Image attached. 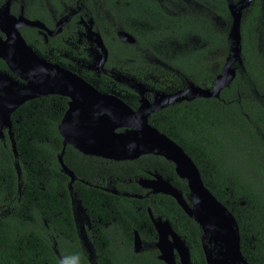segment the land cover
I'll list each match as a JSON object with an SVG mask.
<instances>
[{
  "label": "trees",
  "instance_id": "obj_1",
  "mask_svg": "<svg viewBox=\"0 0 264 264\" xmlns=\"http://www.w3.org/2000/svg\"><path fill=\"white\" fill-rule=\"evenodd\" d=\"M78 1L83 3L87 17L93 18L95 29L107 46L106 67L154 89L173 91L175 86L184 85L182 77L199 86L210 87L228 55L227 33L231 17L227 5L230 0H206V14L194 8L180 15H168L154 2L145 0ZM175 12L178 13V9L175 8ZM141 21L151 28H139L137 25ZM68 24L64 28L67 35L77 30L75 23ZM78 28L83 32L82 26ZM119 30L132 34L135 43L120 41ZM188 34L201 40L187 53L167 58L159 49L163 40L182 43ZM241 36L244 68L236 72L219 99H194L176 111L173 107L165 108L153 113L149 123L186 151L205 186L233 214L240 250L246 261L264 264V0H254L243 10ZM27 41L34 46L37 44L41 50V40L27 38ZM88 43L87 50L86 45H82L81 57L92 66L97 50L90 41ZM155 59L176 67L180 74L161 66ZM0 66H4L1 60ZM80 75L98 90L119 96L130 107L138 101L132 89L108 75L98 76L85 70ZM67 103L68 98L60 95L25 102L11 116L17 154L14 155L8 139L0 140V202L9 195L18 198L14 231L8 230L9 217L0 219V264H61L46 238L44 219L50 227L76 239L67 188L69 178L58 162L62 149L58 125ZM149 156L152 162L164 165L161 172L172 178L179 189L188 192L186 182L177 177L169 161L161 156ZM63 161L77 177L74 193L91 217L98 215L107 220L111 210L121 208L134 218L137 227L140 220L148 219L144 211L148 201L106 193L85 184L93 185L95 179L109 176L115 183H127L126 192H141L133 180L135 175H142L137 166L146 161L145 158L127 163L108 162L83 155L67 145ZM152 207L155 213L170 220L175 232L188 246L192 264H206L197 223L170 196L156 197ZM132 226L127 221L124 230L129 234ZM74 249H77L75 245L66 249L57 247L64 264H84L78 250L74 255L69 253ZM127 257L129 264H144L146 260L131 252Z\"/></svg>",
  "mask_w": 264,
  "mask_h": 264
},
{
  "label": "water",
  "instance_id": "obj_2",
  "mask_svg": "<svg viewBox=\"0 0 264 264\" xmlns=\"http://www.w3.org/2000/svg\"><path fill=\"white\" fill-rule=\"evenodd\" d=\"M251 1L235 0L228 3L231 17L227 33L228 55L211 87L203 88L189 81L183 89L171 93L157 92L150 102L144 97L147 88L142 83L124 76H113L116 80L133 82L130 86L140 96L137 109L131 108L115 94L98 90L76 72L41 58L25 42L19 31L20 26L28 25L41 27L53 35L61 31L62 25L70 19L71 14L61 18L56 27L50 30L39 20L24 19L23 15L14 18L9 14L6 3L0 9V30L6 34L5 39L0 36V58L23 83L19 84L12 81L11 77L0 74V81L14 86L5 88L0 93V135L3 128H8L12 136L11 115L25 102L50 94L67 97L68 107L58 125L62 138L58 162L61 170L69 176L70 184L75 176L63 161L66 145L72 146L83 155L115 161L135 160L144 154L162 156L174 164L178 177L186 181L189 203L182 196L181 190L160 176L157 180L140 178L139 185L149 188L153 193L171 195L185 214L197 223L201 231L206 264H246L240 251L238 226L233 214L205 186L193 159L177 142L151 125L148 117L152 112L184 99L217 98L221 91L230 85L236 76L237 65H243L241 19L243 10ZM88 22L87 30L97 50L96 67L102 69L108 50L99 31L92 29L93 19L89 18ZM117 37L128 44L136 41L132 34L124 30L117 31ZM120 128L124 130L118 131ZM12 150L16 155L14 141ZM154 222L159 234V257L166 264H174L172 249L175 248L181 263L190 264L189 249L182 238L172 230L169 222ZM168 234L172 236L173 242L167 240ZM204 240L212 242L213 247H209ZM135 242L137 244V239ZM215 247L218 248L216 254L213 253ZM59 260L64 264L62 258Z\"/></svg>",
  "mask_w": 264,
  "mask_h": 264
},
{
  "label": "flooded vegetation",
  "instance_id": "obj_3",
  "mask_svg": "<svg viewBox=\"0 0 264 264\" xmlns=\"http://www.w3.org/2000/svg\"><path fill=\"white\" fill-rule=\"evenodd\" d=\"M145 1L154 2L155 5H157L159 8L164 10L165 13L168 15H180L181 12L182 13L183 12H190L194 8L198 9L203 14H206L207 9H208V2L206 0H182V1L145 0ZM234 1L235 0H230L229 2H234ZM253 1L254 0H252L250 2V4ZM6 3H8L9 14L12 15L14 18L17 19L19 17V15H23L24 19L39 20L44 24V26L47 29H50V30H53L56 27L57 23L59 22V20L61 18H63L67 14H71L70 19L62 25L61 31L56 33V34H53V35H50L46 29H43L41 27H36V26H28V25L20 26L19 31H20L21 35L23 36L25 42L41 58H43L49 62L58 64L62 67H65V68H67L73 72H76L78 75H80V72L83 70L91 72V73L96 74L98 76L101 73L108 75L110 78H113V80H115V82L124 85L126 88L132 89L135 92V94L137 95L138 101H137V103L133 102L132 103L133 105L131 108L137 109L139 107L140 96L138 95L137 91L130 86L131 85L130 83H133V82L125 81L123 79H121V80L114 79L113 76L123 77L124 75H122L120 73H116L112 68L106 67L108 56H107V60H106L105 64L103 65L102 69L99 67H96L97 66L96 59H95V65L91 66L89 64V62L86 63L83 60V58L81 57V53H82V49H83L82 45H86L85 49L87 50V46L89 45L88 41H90L91 44L93 45V47H95V45L91 39V36L89 35L88 30H87L88 25H89L88 20H89V18H92V17H90V16L87 17V12L83 11L84 5L81 1L77 0V1H74L71 3H67L64 0H55V2L52 0H0V9L3 8V6ZM124 3H125V5H128V2H124ZM57 7L61 8V10L60 11L57 10ZM172 8L174 9V11H172ZM175 8L178 9V13L175 12ZM70 22H73L76 24L77 30H72L67 35L66 33H64V28H67L66 26L69 25L68 23H70ZM83 25L85 26V31H84ZM81 26L83 28V32H81L78 28ZM92 29L96 30L94 20H93V24H92ZM0 36L3 39H5L6 34L0 30ZM193 37H195V36L192 34H188L186 36V38H193ZM27 38L29 40L35 39L39 42L41 40V42H42L41 50H39V47H37V44H36V46L30 44L27 41ZM67 46H72V48L66 49ZM188 51H190V50H188ZM188 51H186V53ZM159 53H161V51H159ZM175 57H176V55L174 56V58ZM0 60L4 64V66H0V74L7 75V76L11 77L12 81H15L19 84H22L23 81L19 77H17L16 75H14L13 72H11L8 69L6 63L1 58H0ZM155 61L158 62L161 66H164L165 68L173 71L174 73L180 74L179 70L176 67L167 66L165 63L159 61L158 59H155ZM243 68H244L243 65L242 66L237 65L236 72L238 70L243 69ZM124 77L127 78L126 76H124ZM127 79H131V78H127ZM132 80L139 82V83H142L147 88V90L144 92V97H146L148 99V101H150V102L153 101L154 96L157 92L171 93V92L177 91L179 89L185 88L187 86L188 82L190 81L187 77H182V80L185 81L184 85L175 86L176 89L173 91H163V90H158V89H154L152 87H149L148 85H145L141 81H138L135 79H132ZM190 82H192V81H190ZM200 87H202V86H200ZM5 88H14V86L13 85L10 86L5 81H0V93ZM203 88H209V87H203ZM50 95H58V94H50ZM219 98H220V96L217 97L216 99H219ZM195 99H199V98H195ZM192 100H194V99H184L182 101L175 102L174 104L166 105V106L162 107L161 109H159L155 112H152L149 115V117L153 113L159 112V111H161L165 108H168V107H173V110L176 111L177 109L181 108L180 106L186 107V105ZM67 107H68V103H67ZM149 117H148V121H149ZM11 122H12V127H13L12 118H11ZM11 130H12V128H11ZM122 130H124V128L118 129V131H122ZM11 134H12V136H10V134L8 132V128H3L1 131V135H0V140L5 141L6 139H8L10 144H11V147H12V142L14 141L13 131ZM14 144H15V141H14ZM15 148H16V146H15ZM149 155L150 154H144V155L139 157V158H142V157L145 158L146 161L138 164L139 166H137V169L140 173H142V175H135L134 180H133V182L138 186L139 191H141V192L130 194V193L125 191L126 187H129V185H127V183H125V182L115 183L113 181V179L109 176L99 177V178L95 179V183H93V185L89 182H85V184H87L89 186H93L94 188H98L99 190H102L103 192H106V193H110V194H114V195H121V196L130 197V198H134V199H138V200L148 201L146 203V206L144 209V211L146 212V214L148 216V219L147 220H140L139 222H141V223H140L139 227L136 226L134 218L128 216L123 209L121 210V208L116 210V211L111 210V212L108 215L107 220H103L98 215H96V217H94V218L91 217L88 214V212L86 211V209L83 207V205L81 204V201L77 197V194L74 193L75 190H74L73 184L77 180V177L74 174L75 178L72 181V183L70 184L69 183L70 178L66 174L69 178L67 188H68V193H69L70 204L72 207V218H73V223H74V233H75L76 239L75 240L71 239L68 235L65 234V232H63L61 230H57L56 228H54V226L50 227L48 225L46 219H44L46 238L49 240V243L51 244V248L54 251V253L57 255V257L61 258L59 252L57 251V247H60V248L62 247L63 249H66L72 245H75L77 247V249L70 250L69 253L74 255L77 253V250H78V254H82L81 258H83L85 261L84 264H102L101 261H103V260L107 261V263L108 262L110 263V261H112L114 264H129L128 257H127L129 252H131L134 255H137L138 257H142L143 259H146L144 264H149L151 261H153L155 264H166L159 257V255L161 254V251H160L159 247L157 246V243L159 241V234H158V231L155 227L154 221L161 220L163 222L166 220L169 222V225L174 232H175V230H174L170 220L166 217H163L159 213H155L153 211L155 209H153L152 206L155 203L156 197H158V196H161V197L164 195L170 196L173 200H175V198H173L169 194L162 193V192L153 193V192H151V190L149 188H145V187H142L141 185H139L138 180L140 178H147L149 180H153V179L157 180V177L160 176V177L168 180L169 183L171 185H173L174 187H176L177 189H179V188L173 183L172 178L165 176L161 172L162 169L164 168V165L160 164L159 161L152 162L151 161L152 157ZM87 156L97 157L99 159L101 158V159L107 160L108 162L115 161V160H110V159H106V158L98 157V156H92V155H87ZM157 156H159V155H157ZM139 158H137V159H139ZM126 161H128V160L117 161V162L127 163ZM129 161H133V160H129ZM170 163L173 165V168H174V164L172 162H170ZM174 172H175V169H174ZM175 174H176V172H175ZM177 177H178V175H177ZM17 179L19 180V178H17ZM130 179L131 178H128L129 182H131ZM181 180H184V179H181ZM81 182H84V181L81 179ZM179 190L182 191V196L187 201V203H189V201L187 200L188 192L185 193L184 190H182V189H179ZM16 191H18V189ZM17 202H18V198L15 195H9V197L7 199H3L0 202V219H2V218L6 219L9 217V221H10L11 225L8 228V230L11 233H12V231H14V229L16 227V226L13 227V223L15 221V214H16L15 208L17 206ZM175 202L177 204L176 200H175ZM138 209H139V207H138ZM127 221H128V223L133 225L131 227V231L129 234L126 232V230H124L125 229L124 224ZM147 221L149 222V224L147 223ZM136 239H137V244L135 242ZM167 240H169V242H173L172 236L170 234L167 235ZM204 242L207 243V245L209 247H213L212 242L208 243L207 240L206 241L204 240ZM239 244H240V240H239ZM217 249H218L217 247L214 248V250H213L214 254H216ZM172 251H173L174 264H182L180 261V257H179L177 250L175 248H173ZM189 253H190V251H189ZM99 255H102V256H99ZM245 261H246V259H245ZM74 262H75V260H74ZM80 263H81V260H80ZM190 264H192L191 257H190ZM235 264H243V263H235ZM246 264H250V263L246 261Z\"/></svg>",
  "mask_w": 264,
  "mask_h": 264
},
{
  "label": "rangeland",
  "instance_id": "obj_4",
  "mask_svg": "<svg viewBox=\"0 0 264 264\" xmlns=\"http://www.w3.org/2000/svg\"><path fill=\"white\" fill-rule=\"evenodd\" d=\"M139 28L143 27L145 30H149L151 26L146 22H138L137 25ZM200 38L193 37L187 38L186 40L182 41V43L169 40V41H162L159 45V49L162 51L165 57L167 58H174L175 54L182 53L184 51H188L197 47L198 43H200Z\"/></svg>",
  "mask_w": 264,
  "mask_h": 264
}]
</instances>
